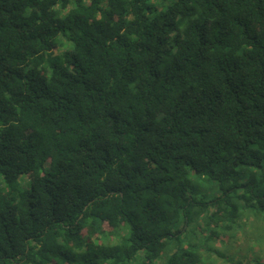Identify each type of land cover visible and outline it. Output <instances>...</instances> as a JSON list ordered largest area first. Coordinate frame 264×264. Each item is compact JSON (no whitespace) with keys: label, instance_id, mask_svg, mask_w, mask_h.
I'll return each mask as SVG.
<instances>
[{"label":"trees","instance_id":"trees-1","mask_svg":"<svg viewBox=\"0 0 264 264\" xmlns=\"http://www.w3.org/2000/svg\"><path fill=\"white\" fill-rule=\"evenodd\" d=\"M190 174L264 212V0H0V264H157Z\"/></svg>","mask_w":264,"mask_h":264},{"label":"rangeland","instance_id":"rangeland-1","mask_svg":"<svg viewBox=\"0 0 264 264\" xmlns=\"http://www.w3.org/2000/svg\"><path fill=\"white\" fill-rule=\"evenodd\" d=\"M20 179L24 186L29 185L25 174ZM189 194L197 202L191 205L178 237L168 242L157 264L178 249L192 251L195 264H264V212L261 208L243 204L232 191L227 202L201 203V199L209 201L221 192L214 181L194 174L189 175ZM111 240L112 243L117 241L116 235Z\"/></svg>","mask_w":264,"mask_h":264}]
</instances>
